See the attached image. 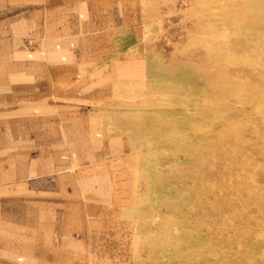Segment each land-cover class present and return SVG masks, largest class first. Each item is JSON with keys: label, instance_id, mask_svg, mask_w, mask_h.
Wrapping results in <instances>:
<instances>
[{"label": "rangeland", "instance_id": "obj_1", "mask_svg": "<svg viewBox=\"0 0 264 264\" xmlns=\"http://www.w3.org/2000/svg\"><path fill=\"white\" fill-rule=\"evenodd\" d=\"M0 264H264V0H0Z\"/></svg>", "mask_w": 264, "mask_h": 264}]
</instances>
